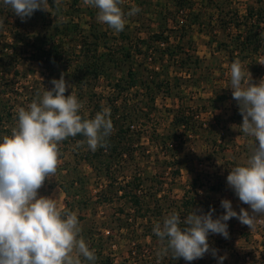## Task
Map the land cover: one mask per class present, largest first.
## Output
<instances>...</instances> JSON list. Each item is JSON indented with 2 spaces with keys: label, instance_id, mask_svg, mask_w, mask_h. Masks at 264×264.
<instances>
[{
  "label": "rangeland",
  "instance_id": "1",
  "mask_svg": "<svg viewBox=\"0 0 264 264\" xmlns=\"http://www.w3.org/2000/svg\"><path fill=\"white\" fill-rule=\"evenodd\" d=\"M132 6L140 11L134 16L126 15L125 28L117 33L98 22V9L84 0H61L57 16L49 4L50 11L36 10L26 21L0 0V54L6 51L16 55L15 62L0 68V75L4 74L0 100L16 109L27 107L38 92L53 87V78L64 74L68 81L64 69L69 71L67 61L74 59L79 41L74 25L90 30V40H95L94 33L99 34V49L111 50L120 59V66L113 67L108 76L91 78L90 90H79L68 81L66 95L73 92L83 103L85 113L92 111L96 101L109 108L116 94L112 82L125 79L131 67L141 82L123 89L118 98L123 99L124 107L130 104L142 108L141 114L146 115L129 121L128 148L118 158L104 155L100 168L79 158L88 147L86 138L68 137L60 142L57 170L62 169L65 175L60 177L57 171L54 177L46 178L39 195L52 196L64 207L66 199L71 201L82 229L80 236L90 250H101L102 258L95 264L106 257L103 264H218V257L211 251L193 261L181 257L169 262L170 251L158 257L166 241H161L153 228L186 199L191 200L186 214L194 208L205 213L215 208L213 218L219 217L226 211L221 207L224 198L231 200L237 212L241 208L251 211L226 179L231 167L251 155L255 143L254 138L239 131L243 116L230 88V65L240 59L237 50L231 53L228 46L237 31L229 21H233L234 11L240 20L246 14L249 25H256L259 35H264V0H124L125 14ZM42 12L46 21L39 16ZM48 20L64 29L53 42L64 45L61 59L53 66L38 59L32 46L34 35L46 29ZM49 27L55 28L53 24ZM257 60L261 62L262 56ZM241 64L253 81L258 83L264 78L263 72H250L248 62ZM49 70H53L52 74H48ZM145 83L150 84L153 100H149ZM178 107L190 117L187 124L174 127L172 117ZM113 177L124 184L129 179L132 184L138 183L139 210L131 207L121 191L115 192L110 183ZM61 179L67 184L74 181L69 196L60 185ZM142 207H146L145 214H141ZM227 223L229 238L211 233L208 237L210 249L226 257L223 264H264V215L256 218L252 230L236 218ZM82 259L83 264L87 262Z\"/></svg>",
  "mask_w": 264,
  "mask_h": 264
},
{
  "label": "clouds",
  "instance_id": "2",
  "mask_svg": "<svg viewBox=\"0 0 264 264\" xmlns=\"http://www.w3.org/2000/svg\"><path fill=\"white\" fill-rule=\"evenodd\" d=\"M22 21L36 10L50 11L49 0H3ZM61 0H54L59 9ZM98 9L97 20L119 33L126 25V15L134 16L140 8L132 6L125 14L124 0H84ZM264 64V62H262ZM230 88L238 102L243 122L239 131L254 138L251 155L231 167L227 184L251 211L237 212L231 200H221L226 211L213 218L215 208L207 213L195 209L183 219L176 212L154 224L153 232L166 247L157 256L172 253L174 260L193 261L211 251L223 264L225 256L210 249L209 234L229 238L228 223L236 218L251 230L258 216L264 215V78L255 82L237 59L230 65ZM52 88L17 110V124L10 134L0 138V264H83L82 258L94 264L77 214L65 208L52 196L39 195L46 178L56 175L59 163V142L82 134L94 152L108 148L107 138L114 131L110 108L103 107L88 118L80 114L83 103L71 92L64 74L51 80ZM258 142V143H257ZM84 143L78 142L79 144Z\"/></svg>",
  "mask_w": 264,
  "mask_h": 264
},
{
  "label": "trees",
  "instance_id": "3",
  "mask_svg": "<svg viewBox=\"0 0 264 264\" xmlns=\"http://www.w3.org/2000/svg\"><path fill=\"white\" fill-rule=\"evenodd\" d=\"M49 4L51 8L54 10V15L57 16L59 9L54 6V0H49ZM262 10V8H260ZM235 15L238 14L237 11L233 12ZM234 15L233 21L231 24L234 25V28L236 33L231 36L230 43L227 45L231 49V53H233L234 50H237L239 59L242 63L248 62V70L250 72H254V74L263 72L264 73V35H259L256 25L250 26L248 23L247 15L243 17V20L237 19L238 17ZM41 20L46 21L45 14L42 12L40 15ZM48 23L45 25L47 26L45 30L38 31L34 36V40L32 42V46L34 47L35 53L34 55L38 58L46 62V66H53L55 65L60 59L62 54V48H64L63 43L61 42L59 44H53V42L56 40L58 34L64 33L63 27L61 28V25H58L56 21L52 22L51 24ZM61 22V21H60ZM43 24V23H42ZM55 26L54 30L50 29L49 25ZM248 24V25H247ZM74 32L79 35V41H78V50L74 57V59L70 58L67 62L70 65L69 71H66L64 69V73L66 72L68 81L72 83V85H76L79 90H82L83 88L90 90V79L91 78H98L100 76L109 75L110 71L113 67H119L121 64V61L118 57L112 54L111 50H100L99 47L101 46L100 43H98L96 40L99 39L100 35L97 33H94L95 40H90V30H85L84 27L79 26L78 24L74 25L73 28ZM17 33L19 31H16ZM16 33V34H17ZM93 35V36H94ZM157 36H161L157 34ZM160 38V37H158ZM54 45L50 47V45ZM46 45H49L48 48H45ZM13 50V48L11 49ZM2 51V48H1ZM5 52V53H4ZM3 53L5 55L0 54V68H3V65H6L7 63L10 65L14 60H16V55H8L6 51ZM127 55L130 56L129 51H127ZM233 55V54H232ZM259 56H262V61L258 62L257 58ZM180 68H183V66H180ZM51 69V67H50ZM187 70V69H186ZM2 71V70H0ZM53 70H49L48 74H52ZM3 74V73H2ZM3 75H0V83ZM10 79L7 81V84L10 83ZM141 80L138 77L137 72L132 69L131 67H128L126 77L123 78H117L115 81L112 82V89L116 91L115 98H112L109 102V108L111 110V119L113 121L114 131L111 134L110 137L107 138L108 141V148L105 150L103 147H99L96 151H92L89 147H87L86 151L81 154L79 158L87 160L94 168H100L101 163H104V155L112 157V158H118L119 156H122V154L125 152V150L128 148L130 141V123L129 121H132L133 119H140L141 116L146 115V113H143L142 108L131 106L130 104H126V107H124L125 102L121 101L123 99L120 98L119 100V94H121L122 90L132 88L133 86H136L139 84ZM149 82V81H148ZM146 89L150 88L149 83H145ZM148 95L149 100L154 99V93L149 89ZM88 97L90 98V92L88 94ZM118 101V103H116ZM15 106L10 104L8 101L0 100V138H2L5 134H10L11 129L16 126L18 116H17V110L14 108ZM94 108V109H93ZM102 106L100 105L99 101L95 102L94 107H92V111H90L87 114L88 118H93L95 116V113L100 111ZM123 108V109H121ZM139 111H141L139 113ZM80 114L83 116L85 112L83 109H81ZM190 115L185 112V110L182 107H178L175 109L172 117V123L174 124V127L179 125H185L189 121ZM75 140H82L85 137L82 134H78L76 137H72ZM66 140V139H65ZM64 142V141H62ZM60 143V142H59ZM61 154V153H59ZM60 156V155H59ZM78 158V159H79ZM108 162L106 164V175H108V169L109 164ZM60 177H64L62 169L57 170ZM67 172V171H66ZM114 179V180H113ZM113 181L112 185L114 186V190L116 193L121 191V194L124 196H127V198L130 201L131 207L138 208V210L141 208V199L139 193H137L136 189L137 182L135 184H132V179L127 180L125 183L126 185L130 186L129 189H126V185L124 183H121L119 179L112 178ZM74 181H71L70 184H67L65 180H60V185L64 192L69 196V193L71 192L70 188L73 186ZM131 184V185H130ZM191 206V200H184V202L181 204V207L177 210L172 209L171 212H176L180 215L181 219H183L187 214L186 211L190 209ZM65 208L72 211L73 204L71 201L66 199V205ZM145 208L142 207V213L145 214ZM135 210V209H134ZM144 211V213H143ZM190 212V211H189ZM166 246V245H165ZM95 255L97 257L96 260H100L101 257V250L94 249ZM106 259H103L100 264H103L106 262ZM83 260V259H82ZM167 260L171 262L173 260L172 257H167ZM171 260V261H170ZM162 262H165V259H162ZM84 264H92V262L89 263V261L85 262ZM95 264V263H94Z\"/></svg>",
  "mask_w": 264,
  "mask_h": 264
}]
</instances>
